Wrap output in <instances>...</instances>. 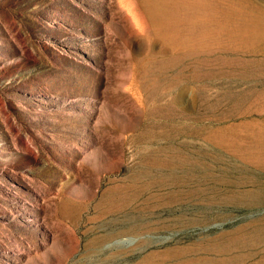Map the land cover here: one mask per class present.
Returning a JSON list of instances; mask_svg holds the SVG:
<instances>
[{
  "label": "rangeland",
  "instance_id": "1",
  "mask_svg": "<svg viewBox=\"0 0 264 264\" xmlns=\"http://www.w3.org/2000/svg\"><path fill=\"white\" fill-rule=\"evenodd\" d=\"M164 1L0 0V264H264V0ZM129 214L185 226L90 248Z\"/></svg>",
  "mask_w": 264,
  "mask_h": 264
},
{
  "label": "bare ground",
  "instance_id": "2",
  "mask_svg": "<svg viewBox=\"0 0 264 264\" xmlns=\"http://www.w3.org/2000/svg\"><path fill=\"white\" fill-rule=\"evenodd\" d=\"M199 4L200 5H204L206 2L205 0H199ZM141 2V1H140ZM145 2L147 3L148 5V9H149V12L150 14L153 16V17H156L157 19H159L160 21H163L166 23V21L168 20L169 18V8H168V4L164 1V0H145ZM177 6H180L181 3L178 4V2L176 3ZM158 169H161V168H158ZM149 171V170H148ZM139 177V176H138ZM142 177V176H141ZM169 183V182H168ZM182 183H180L179 181H174V184H173V187L171 188V191L170 193L168 194L167 196V200L165 201V204L167 205H171V204H174L176 202H181L182 200V193H183V190H182ZM128 189V188H127ZM126 190V189H124ZM133 192V191H132ZM143 193V192H141ZM186 193V192H185ZM162 195V194H161ZM156 198V197H155ZM184 200V199H183ZM186 200V199H185ZM155 202V201H154ZM147 203V202H146ZM162 203V202H161ZM103 204H104V207H105V210L103 208V215L105 214H111L112 213H115V212H121L122 210H125L127 211V209H134V194L132 195H125L124 191H123V188L122 187H115V188H112L110 191H109V194H107V196L105 197V200L103 201ZM151 205V204H150ZM172 206V205H171ZM169 206V207H171ZM174 206V205H173ZM152 208H155V207H152ZM174 208V207H173ZM171 210V208H170ZM175 210V209H173ZM128 212V211H127ZM130 212V211H129ZM128 212V213H129ZM133 212V211H132ZM131 212V213H132ZM140 213V212H139ZM127 214V213H126ZM101 215V213H100ZM102 215V216H103ZM116 215V214H114ZM137 214H134V215H131L129 214L128 217H132V216H136ZM174 215V214H173ZM179 215V214H178ZM101 216V218H102ZM109 216V215H108ZM143 216V215H142ZM142 216H136L135 220L133 219L134 217H132L131 219V222H128L129 221V218H128V221L125 220V222L123 223H120V225H117V228H113L112 230L105 232L104 234L102 235H99L97 237H94L93 240H91V243H90V248H101L103 247V245H105L106 243H112L113 241H119V240H124V239H128L129 236H133L134 237V234L135 235H145L146 233H152V235L150 236H153V234H163L164 235V232L174 228V227H183L184 228V219H175L174 218V221L172 222H169V223H163V224H159L158 223H153L152 221L150 220H146V218L144 219ZM145 217V216H144ZM174 217V216H173ZM126 218V217H125ZM124 218V219H125ZM172 219V218H171ZM113 221V220H112ZM115 221V220H114ZM156 221V220H155ZM117 222V221H115ZM163 221H161L162 223ZM187 222V221H186ZM192 223H196L197 221H191ZM119 223V222H117ZM107 224V223H106ZM197 224V223H196ZM114 225V224H113ZM187 225V224H186ZM111 226V224H110ZM116 226V225H115ZM91 229V228H90ZM175 229V228H174ZM105 230V229H104ZM176 231V230H175ZM169 232V231H168ZM167 232V233H168ZM171 232V231H170ZM143 238H141V241L140 242V246L142 247H148L151 242L148 241L147 239H144V236H141ZM158 237V236H157ZM169 237V236H168ZM131 238V237H130ZM129 238V239H130ZM172 238V237H171ZM153 239V238H152ZM88 241V240H87ZM157 241V240H155ZM170 241V240H169ZM179 241V240H178ZM163 242V241H162ZM165 242V241H164ZM181 242V241H179ZM178 242V243H179ZM89 243V242H88ZM153 243V241H152ZM159 244H161V242H158ZM156 242V244H158ZM172 243V242H171ZM176 243V244H178ZM115 244V243H113ZM126 244V243H125ZM174 244V243H172ZM118 245V244H117ZM152 245V244H151ZM89 246V244H88ZM113 246V245H111ZM130 247V246H129ZM133 247V246H132ZM104 248V247H103ZM121 248V247H120ZM120 248H118V250H120ZM131 248V247H130ZM141 248V247H140ZM72 249V248H71ZM112 249V248H110ZM115 249V247H114ZM122 249V248H121ZM128 249V248H127ZM210 248H203V250H209ZM92 249H90L88 252H92L91 251ZM102 249L100 250H97V251H101ZM107 250V249H106ZM117 250V249H116ZM223 251V250H227L225 246H219L217 247V251ZM109 251V250H108ZM107 251V252H108ZM112 251V250H111ZM121 251H124V249H122ZM134 250H128V251H124V252H120L121 255H118V256H124V260H122L123 262L120 263V264H165L167 263V261L171 258V257H176L177 258V262L174 263V264H180V262L182 261V259H184V256L186 255V253H188V251H190V247L186 246V245H165V246H162V245H155V246H150L148 248V250H146L144 253L141 252L142 254H140L139 252V256H137V260L134 259V256H131L129 255V253ZM68 252V253H67ZM67 254H70V251L67 250ZM94 252V251H93ZM92 252V253H93ZM104 253V249L103 251H101ZM100 252V253H101ZM106 253V255H108V253ZM117 252V251H116ZM110 253L109 256L107 258H104V260L106 261L105 264H108V263H112V258L116 259L117 257V254L118 253ZM65 253V255H67ZM91 253V254H92ZM99 253V252H98ZM104 253V254H105ZM84 255V254H83ZM129 255V257H128ZM198 255V254H197ZM200 255V254H199ZM85 256V255H84ZM89 256V255H87ZM94 256L93 255H90V257ZM96 256V254H95ZM101 256V255H100ZM103 256V255H102ZM203 257V255H202ZM62 258V257H61ZM60 258V259H61ZM96 258V257H95ZM94 258V259H95ZM102 258V257H99V259ZM200 258V257H199ZM59 259V260H60ZM90 258L87 259V261L89 260ZM93 259V260H94ZM119 259V258H118ZM206 259V258H205ZM63 260V259H62ZM62 260H60L59 262H61ZM92 260V259H91ZM89 260V261H91ZM102 260V259H101ZM127 260V261H126ZM94 261H99V260H94ZM112 261V262H111ZM117 261V260H115ZM184 261V260H183ZM92 262V261H91ZM172 262V261H171ZM174 262V261H173ZM63 263V262H61ZM60 263V264H61ZM82 263V262H81ZM114 263V262H113ZM170 263V262H169ZM208 263V262H207ZM90 264V263H89ZM104 264V263H102ZM193 264V263H192Z\"/></svg>",
  "mask_w": 264,
  "mask_h": 264
}]
</instances>
